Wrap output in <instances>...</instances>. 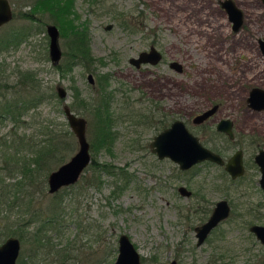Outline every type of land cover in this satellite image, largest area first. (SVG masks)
I'll list each match as a JSON object with an SVG mask.
<instances>
[{"label":"rangeland","instance_id":"rangeland-1","mask_svg":"<svg viewBox=\"0 0 264 264\" xmlns=\"http://www.w3.org/2000/svg\"><path fill=\"white\" fill-rule=\"evenodd\" d=\"M9 1L13 18L0 27V84L7 83L10 91L19 72L30 70L40 84L51 86L54 92L57 86L65 88L63 102L71 105L73 87L89 102L98 97L97 77L107 74L116 138L110 150L90 152L96 163L114 166L118 174L99 173L89 164L74 185L50 194L48 174L78 148L63 102H42L24 115L25 123L17 128L11 119L0 120V193L6 194L0 199V229L14 230L22 221L21 215L29 218L38 210L52 208L55 230L48 236L54 249L76 238L77 264H113L120 234L130 238L143 264H169L172 259L178 264H264V247L248 250L251 233L238 224L237 217L220 225L199 248L194 245L192 227L176 223L189 204L176 198L175 188L188 176L193 177L190 188L205 187L211 203L225 195L233 200L235 189L251 185L232 182L212 164L196 166L187 175L169 159L159 160L149 148L153 136L164 127L155 121L161 113L186 120L189 114L218 105L220 116L242 123L247 135L237 143L250 158L255 149L248 142L253 128H259L264 139V109L249 110L246 102L252 88L264 87V54L258 42L264 36L262 0H232L242 11L238 30L232 29L220 4L225 0H75V23L88 30L95 61L89 67L77 64L63 75L45 55V25L39 31L21 18L30 1ZM121 19L132 24L131 29L121 25ZM108 24L112 27L107 30ZM29 29L32 34L18 47L5 46L9 34ZM59 45L63 53L66 39L60 37ZM151 45L162 54L156 65L137 68L129 63ZM172 61L181 65L180 72L169 67ZM88 74L93 75V86ZM77 113L87 120L86 136L91 143L95 139L93 117L83 109ZM48 124L71 133V149L62 163L55 158L30 179L23 172L25 167L34 166L27 146L43 139L40 130ZM12 130L17 132L15 136ZM10 204L14 206L8 210ZM6 238L1 236L0 244ZM29 245L21 242V253Z\"/></svg>","mask_w":264,"mask_h":264},{"label":"trees","instance_id":"trees-1","mask_svg":"<svg viewBox=\"0 0 264 264\" xmlns=\"http://www.w3.org/2000/svg\"><path fill=\"white\" fill-rule=\"evenodd\" d=\"M29 1V8L21 12V18L39 31L43 25H47L45 20L48 19L58 27L59 38L66 39V47L61 59L57 64L52 63L54 69L63 75V73L70 72L77 64L89 67L95 59L90 50L88 30L82 24L75 23L77 20L74 10L75 0ZM120 24L129 29L132 26L125 19H121ZM30 30L12 32L7 36L5 46L18 47L24 39L32 34V32H29ZM45 55L49 58L48 49ZM98 60L101 61V59ZM108 83L109 76L107 74L99 75L97 77L98 97L89 102L80 97L79 89L73 87V102L69 105L73 112L76 111L77 113L83 109L89 111L92 115V128L95 139L90 143V151L93 153L101 149L110 150L116 138V133L113 130L115 122L111 109L112 94L107 91ZM10 88L12 90L9 91L7 83L0 84V120L11 119L16 128L25 123L24 115L30 110L36 109L42 102L55 99L58 103L63 102L57 96L56 90L54 92L51 86L45 87L40 84L37 81L35 72L30 70L19 72L14 86L12 85ZM49 126L50 124L40 130L43 136L40 142H30V145L27 146L32 154L31 162L34 166L33 168L25 167L26 170H23V172L29 174L30 179L34 177L35 173L42 171L53 159L57 158V163H62L68 155V150L71 149L68 141L71 133L67 129L62 133L61 130H55V128H49ZM12 131L11 133L15 136L17 132ZM19 139L22 141V138ZM63 150L66 151V154H63ZM90 167L99 173L118 174L114 166L111 167L107 163L98 164L93 157L91 158ZM87 183L90 182L87 181ZM3 195L6 194L3 192ZM3 195L0 193V199L4 197ZM12 206L14 205L10 204L8 210H11ZM23 212L26 214L27 210ZM54 212L55 210L51 208L48 211L38 210L29 218H23L21 215L22 221L18 225L15 224L16 229L12 230L7 227L0 229V237L17 236L23 245L24 243L33 244L32 248L20 254L17 260L18 264L79 263L80 260L77 261L76 259L78 249L76 238L68 241L64 246L54 249V243L51 242V237L48 236L49 231L53 232L55 230L53 225L56 220ZM31 227L32 229L34 227L33 235L29 231ZM79 228H82L80 224Z\"/></svg>","mask_w":264,"mask_h":264},{"label":"water","instance_id":"water-1","mask_svg":"<svg viewBox=\"0 0 264 264\" xmlns=\"http://www.w3.org/2000/svg\"><path fill=\"white\" fill-rule=\"evenodd\" d=\"M262 2L264 3V0ZM221 4L226 10L229 21L232 22V29L238 30L243 21L242 11L232 0H225ZM12 18L13 9L10 1L0 0V27L9 23ZM111 27V24H108L105 28L108 30ZM45 31L48 37L49 58L53 64H57L62 57L59 45V29L54 24H47ZM258 42L264 54V36ZM161 59L160 51L151 46L149 50L140 52L137 57L130 58L129 63L139 68L142 64L156 65ZM170 66L178 72L182 69L181 65L175 61H172ZM87 78L90 83L93 82L92 74H88ZM56 92L57 96L62 100L67 97V92L62 86H57ZM247 102L252 108L257 110L264 109V88H252L249 91ZM216 106H213V109ZM62 109L69 128L76 137L78 148L67 161L48 174L47 185L50 194L58 192L63 187L74 185L91 162L90 143L86 136L87 120L83 116L74 113L66 102H63ZM210 112L211 110L200 115L197 121L205 119ZM220 123H229V120H223ZM226 127L223 129L231 136L228 129L229 124ZM218 128H220V124ZM150 148L159 159L169 158L177 163L181 169H188L204 160H209L219 165L224 164L223 159L219 155L200 144L198 138L189 132L181 120L174 121L169 127L155 135L150 143ZM259 157L260 155L257 156V162L261 164L263 172L260 183L264 188V159L259 160ZM225 169L233 178L242 174L243 166L240 152H236L225 163ZM181 190L184 189L181 188ZM228 213L227 202L224 200L217 202L209 219L197 228L199 243L205 239L208 233L221 220L228 216ZM251 231L264 243V226H252ZM19 252L20 240L16 236H9L0 244V264H17ZM113 264H142L139 252L126 234H121L118 238L117 255ZM171 264H175V261H172Z\"/></svg>","mask_w":264,"mask_h":264},{"label":"flooded vegetation","instance_id":"flooded-vegetation-1","mask_svg":"<svg viewBox=\"0 0 264 264\" xmlns=\"http://www.w3.org/2000/svg\"><path fill=\"white\" fill-rule=\"evenodd\" d=\"M222 2L223 1H220V4ZM151 46H154V45H151ZM170 64L171 62L169 63V67L172 68ZM94 83L95 81L93 79V82L90 84L93 86ZM247 109L256 111V112L263 110V109L257 110L255 108L250 107L248 102H247ZM210 110H211L210 114L205 119L197 121L200 115ZM219 110L220 108L218 105L214 109L212 106H207L205 108L200 109L196 113L189 114L190 117H188L186 120H183L182 118H177L174 115H167L166 113H161V117L157 118L155 121L156 123L164 126L162 128V130H164L165 128L169 127L174 121L181 120L186 126V128L189 130V132L198 138L202 146L213 151L215 154L219 155L223 159L224 161L223 165L216 164L209 160H204V161H201L191 166L188 169H181L177 163L173 162L169 158H164V159H169L170 161L175 163L178 169L182 173H185L187 175L191 173V171L196 166H199L201 164H212V165L219 167L223 171V174L226 175L232 182H240V181L246 182L247 184L251 186L246 188V187H242L245 185H241V188L239 187L238 189H235L236 196L233 200L231 199L230 196L226 197L225 195L211 203L210 200L206 198L207 189L205 187H197V188H194V190L190 188L191 182L193 181L192 179L193 177L192 175H190L188 176V178H186L185 182L181 183L175 188L176 198L187 200L188 201L187 204H189L188 208L186 209V212L180 213L179 217L177 218L176 223L179 225L182 222V223L187 224L189 228L192 227L193 238L195 239L194 245L196 248H199L201 245L208 243L210 235L220 225L224 224L229 219H234V217H237L238 224L247 228L248 231L251 233L248 236V238H250V245L248 246V250L249 249L253 250L257 245L264 247V243L251 231L252 226H255V225L264 226V188L261 186V183H260L263 172L261 170V164L257 162V156L259 155H260L259 160L264 159V139H262L259 134L260 133L259 128L257 127L253 128L252 130L253 132L250 134L251 139H249L248 142L249 144H254L255 149L250 154V158L247 159L246 157L247 152L244 146L240 143H237V139L239 140L241 138H245L247 135V133L242 129V125H241L242 123L236 120L235 118H231L226 115L220 116ZM187 120H190V121H187ZM223 120H229V123H220ZM219 124H220V128H218ZM228 124H229L228 129L230 130L231 136L223 129V128H227L226 125ZM153 138H152V141H153ZM242 140L243 139H241L240 142H242ZM217 142H220L221 144L219 145ZM150 143H149V148H150ZM209 145H219V147H214V146L210 147ZM150 151L152 152L151 148H150ZM236 152H240L241 154L243 172L241 175L233 178L231 177L229 172L225 169V163ZM156 157L158 158L157 155ZM159 160H162V159H159ZM251 167L254 168V171L249 172L248 169ZM181 188H183L184 190H181ZM222 191H225V188ZM221 200L226 201L228 204V207H229L228 216L225 219L221 220L208 233L205 239L199 243V238L197 236V228L203 225L209 219V217L212 215L216 207L217 202ZM183 215H185L184 219H182ZM33 229L31 227L29 230L31 231L32 235L34 232ZM32 245L33 244H30L29 248H32L33 247ZM117 248H118V240H117ZM20 253H21V241H20L19 256H20ZM261 256H264V254ZM140 261H141V258H140ZM172 261H175V264H178L176 259H172L169 264H171ZM17 264H18V261H17ZM255 264H259V263H255Z\"/></svg>","mask_w":264,"mask_h":264}]
</instances>
